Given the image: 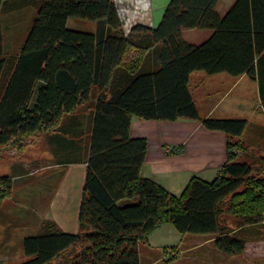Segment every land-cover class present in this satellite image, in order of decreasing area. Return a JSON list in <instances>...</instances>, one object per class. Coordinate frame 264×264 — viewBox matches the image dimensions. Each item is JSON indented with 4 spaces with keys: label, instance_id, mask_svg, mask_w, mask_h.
<instances>
[{
    "label": "trees",
    "instance_id": "16d2710c",
    "mask_svg": "<svg viewBox=\"0 0 264 264\" xmlns=\"http://www.w3.org/2000/svg\"><path fill=\"white\" fill-rule=\"evenodd\" d=\"M217 2L169 0L154 27L135 24L123 33L113 0H38L18 51L3 55L0 43V146L23 150L92 101L77 230L52 223L45 234L24 237L31 257L20 264H140L139 241L162 221L179 232L215 234L224 254L243 252L244 238L221 214L237 216L240 228L264 222V175L236 159L245 119L201 117L188 80L195 70L254 78L255 57L264 56V0H235L222 16ZM68 17L97 20L96 31L69 29ZM186 28L212 34L190 43L181 35ZM132 116L182 117L222 130L226 160L211 180L192 176L173 194L141 174L147 142L129 135ZM10 185L0 176V200Z\"/></svg>",
    "mask_w": 264,
    "mask_h": 264
},
{
    "label": "rangeland",
    "instance_id": "374dc122",
    "mask_svg": "<svg viewBox=\"0 0 264 264\" xmlns=\"http://www.w3.org/2000/svg\"><path fill=\"white\" fill-rule=\"evenodd\" d=\"M37 6L38 0H14L2 5L0 43L1 47L4 45L1 48L3 55L16 53L18 43L23 41L36 15ZM66 27L94 33L97 20L68 17ZM183 30L186 36L191 31L189 28ZM36 88L29 104L34 101ZM91 102L85 101L74 112L64 114L52 130L41 133L76 140V149L63 147L60 150L58 144L47 143L49 138H38L40 134L32 137V142L23 150H18L16 146H2L16 149L17 154L9 157L0 146V176L10 175L20 168L10 178L9 192L0 200V264H20L29 259L31 256L23 253L24 237L45 234L52 223L65 231L77 230L81 189L68 196L64 192L62 175L68 168L65 163L79 162L86 156L91 128ZM39 150H43L42 154L29 161L34 163L32 169L20 162ZM253 157L252 173L264 175V162L258 161L255 155ZM212 178L202 177L204 180ZM221 218L244 238V249L240 254L228 255L218 251L213 245V233L179 232L170 222L162 221L139 241L140 264H264V222L245 224L240 228L237 226L240 222L237 216L224 212ZM72 252L69 249L63 256L68 258ZM52 264H55V260Z\"/></svg>",
    "mask_w": 264,
    "mask_h": 264
},
{
    "label": "crops",
    "instance_id": "0c3cea01",
    "mask_svg": "<svg viewBox=\"0 0 264 264\" xmlns=\"http://www.w3.org/2000/svg\"><path fill=\"white\" fill-rule=\"evenodd\" d=\"M7 1L14 0H3L1 7ZM168 1L113 0L123 33H127L135 24L154 27ZM234 1L218 0L215 6L217 13L220 16L224 15ZM189 29L191 31L188 36L185 35L184 30L181 31V35L190 43H200L212 34L209 28ZM195 29L197 31H193ZM20 44L21 42L18 43V49ZM2 47H4L3 44ZM254 69V78L246 73L231 75L221 71L208 74L202 70H195L189 74L188 80V90L201 117L245 119V127L237 136L242 143V149L237 151L236 159L241 158L250 164L253 163L254 155L257 156L258 161L264 162V56L258 63L255 57ZM69 127L73 128V126ZM52 134L40 133L38 138L42 136V140L49 138L47 143L58 144L60 150L63 147L66 149L78 147L76 140H66L62 135ZM129 135L144 137L147 142L141 174L151 178L173 194L180 193L192 176L214 177L226 160L227 133L222 130L208 129L198 120L182 117L175 120H158L132 116ZM2 146L4 145H1V149L8 157L17 154L15 148ZM42 151H36L20 162L32 169L34 163L29 161L42 154ZM83 151L82 154H84ZM65 164L68 168L62 175V185H64V192L71 196L82 188L85 164L83 158L79 162ZM19 169L13 170L10 175L1 176L14 177V173Z\"/></svg>",
    "mask_w": 264,
    "mask_h": 264
}]
</instances>
